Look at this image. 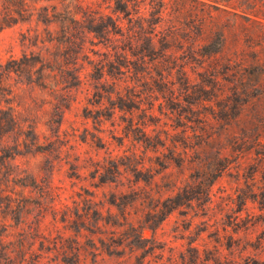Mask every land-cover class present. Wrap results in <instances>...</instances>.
Segmentation results:
<instances>
[{
	"label": "rangeland",
	"instance_id": "rangeland-1",
	"mask_svg": "<svg viewBox=\"0 0 264 264\" xmlns=\"http://www.w3.org/2000/svg\"><path fill=\"white\" fill-rule=\"evenodd\" d=\"M81 1L118 18L113 1ZM138 1L141 18L130 2L124 31L141 26V46L152 38L157 49L167 39L166 58L131 56L112 77L115 54L89 34L77 65L47 71L48 85L16 73L0 85L1 193L27 206L18 222L3 209L0 227L31 263L264 264V0ZM35 29L0 32V73L38 51ZM223 34L224 50L206 55ZM76 73L81 84L69 87ZM179 193L191 200L161 221ZM128 222L141 224V247Z\"/></svg>",
	"mask_w": 264,
	"mask_h": 264
},
{
	"label": "trees",
	"instance_id": "trees-1",
	"mask_svg": "<svg viewBox=\"0 0 264 264\" xmlns=\"http://www.w3.org/2000/svg\"><path fill=\"white\" fill-rule=\"evenodd\" d=\"M34 0H5L4 15L0 18V32L7 27L19 23H36L35 46L38 47L37 52H32L29 56L25 54L23 58L18 60L9 61L5 66H1L0 85L4 80L10 78L12 73L20 76L27 75L29 84L37 86L48 85L46 78L47 71L53 68H63L65 66H76L80 55L86 52L85 40L89 34H94L100 43L107 49L108 53L113 52L117 61H110L109 74L114 77L116 74L123 73V67L129 68L135 62L130 60V57L137 58L138 62H146L147 59H164L168 56L169 45L167 39H163L161 49L155 47V43L151 38L148 45L141 46V26L133 25L128 30L124 31L121 23L122 19L129 17V22L132 23V13L130 11V2L135 3V15L141 18V5L138 0H105L114 2V13L118 14V18L102 14L92 10L90 7H85L81 0H62L60 4L50 3L47 5L38 6L37 3L31 4ZM163 5L158 10V22H154L152 29L149 33L152 35L156 27L163 19ZM137 24V23H136ZM53 27H55L53 29ZM41 44V46H38ZM226 44L224 34L219 36V45L215 50H209L206 55H213L221 53ZM55 50V51H52ZM208 49V48H207ZM210 49V48H209ZM125 61V66L122 62ZM14 65H16L14 67ZM102 67V66H101ZM99 69V68H98ZM102 74H105V66L102 67ZM78 72V70H76ZM79 73V72H78ZM103 77V76H102ZM101 77V78H102ZM69 87H76L81 84L79 74L71 76V80H66ZM116 84V83H115ZM114 92H111V96ZM116 98L122 103L123 95L121 94L120 87L116 86ZM111 101L112 98H109ZM124 104H115L114 109H124ZM12 120H16L15 115L11 114ZM2 126V125H0ZM33 140L38 137V127L32 125L29 127ZM144 143L150 145L153 149H158L159 144H150L149 138L144 134ZM257 147H263V141L259 140L255 144ZM258 166L264 171V154L259 156ZM175 162L180 166L178 158ZM226 168V167H225ZM224 168V169H225ZM221 168L219 172H221ZM219 175V174H218ZM21 184L28 187L29 181L22 178ZM0 186V212L4 209L11 215L15 216V221H21L26 209L25 203L14 205V203L5 199L1 193ZM185 195L188 190L184 189ZM206 195H210V190H207ZM191 200L188 196H183L180 193L176 196H169L164 201V215L161 221L174 212L179 207L187 204ZM115 205V202H114ZM129 230L134 232V244L138 247L141 242V224L135 227L134 223L128 222ZM8 225L4 222L0 227V264H39L31 263L28 260L27 247L23 240L16 242L7 240L4 234L7 231ZM145 227L142 229L144 230ZM256 264H259L258 262Z\"/></svg>",
	"mask_w": 264,
	"mask_h": 264
}]
</instances>
